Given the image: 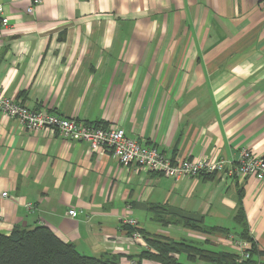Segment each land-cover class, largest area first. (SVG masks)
Here are the masks:
<instances>
[{"label":"crops","instance_id":"crops-1","mask_svg":"<svg viewBox=\"0 0 264 264\" xmlns=\"http://www.w3.org/2000/svg\"><path fill=\"white\" fill-rule=\"evenodd\" d=\"M31 1L0 0L3 94L42 113L121 128L169 157L233 159L245 149L264 158V0H42L27 14ZM1 193L0 234L44 226L81 255H118L119 264H156L139 261L148 247L123 216L148 235L238 255L225 239L241 231L233 220L240 196L249 237L264 253L260 181H174L124 167L87 142L26 131L0 112ZM157 207L231 234L165 228L152 217Z\"/></svg>","mask_w":264,"mask_h":264},{"label":"built area","instance_id":"built-area-1","mask_svg":"<svg viewBox=\"0 0 264 264\" xmlns=\"http://www.w3.org/2000/svg\"><path fill=\"white\" fill-rule=\"evenodd\" d=\"M42 0H32L26 9L32 14L34 7ZM8 19L0 5V28L6 30ZM0 112L7 118L14 120L19 127L31 132H44L49 130L56 136L69 141L87 142L90 151H108L116 162L124 167L133 166L137 171L150 172L165 178L177 181L184 177H199L205 175L224 176L228 179L254 178L264 184V158L256 156L250 150L241 149L233 159L218 157L215 160L205 158H176L160 153L155 147L141 145L137 140L130 139L123 129L111 127H96L79 123L75 120L60 116L42 113L26 107L19 99L6 96L0 91ZM1 198L7 193H1ZM30 208V205H26ZM67 215L71 218L77 212L69 210ZM123 226L133 229V238H139L138 223L134 218L123 216ZM229 246L239 251V259L249 258L248 251L251 244L240 239H225Z\"/></svg>","mask_w":264,"mask_h":264},{"label":"trees","instance_id":"trees-1","mask_svg":"<svg viewBox=\"0 0 264 264\" xmlns=\"http://www.w3.org/2000/svg\"><path fill=\"white\" fill-rule=\"evenodd\" d=\"M96 127H103L95 125ZM215 175H205L212 178ZM238 198L237 211L233 220L240 226L238 239L251 244L249 258L240 260L238 255L222 250L204 248L205 243L192 241H175L158 235H148L138 230L144 239L147 249L138 255L139 261H152L156 264H187L179 261L185 256L188 264L196 261L207 264H258V252L248 234L242 205ZM152 217L163 227L174 225L209 236H228L231 231L224 228L207 227L202 220L188 218L177 214L166 213L161 207L152 210ZM130 235L133 229L124 226ZM118 255L102 254L98 257L81 255L72 244L62 242L55 234L44 226L32 229L14 227L9 235L0 234V264H119Z\"/></svg>","mask_w":264,"mask_h":264},{"label":"rangeland","instance_id":"rangeland-1","mask_svg":"<svg viewBox=\"0 0 264 264\" xmlns=\"http://www.w3.org/2000/svg\"><path fill=\"white\" fill-rule=\"evenodd\" d=\"M169 227H173V228H175V227H176V228H181V227H179V226H174V225H169V226H166L165 228H169ZM233 232H238V231L236 230V231H233ZM218 250H220V249H218ZM179 261L182 262V263H187L185 256H181L180 259H179Z\"/></svg>","mask_w":264,"mask_h":264}]
</instances>
